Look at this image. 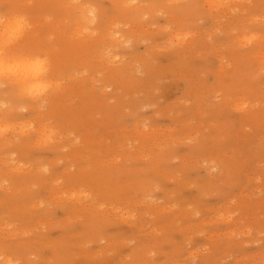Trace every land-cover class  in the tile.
<instances>
[{
	"label": "rangeland",
	"instance_id": "obj_1",
	"mask_svg": "<svg viewBox=\"0 0 264 264\" xmlns=\"http://www.w3.org/2000/svg\"><path fill=\"white\" fill-rule=\"evenodd\" d=\"M0 16V264H264V0Z\"/></svg>",
	"mask_w": 264,
	"mask_h": 264
},
{
	"label": "snow or ice",
	"instance_id": "obj_2",
	"mask_svg": "<svg viewBox=\"0 0 264 264\" xmlns=\"http://www.w3.org/2000/svg\"><path fill=\"white\" fill-rule=\"evenodd\" d=\"M26 22L23 18L17 17L10 20V22L4 26L6 31H8L12 36H20L23 34L26 28ZM3 60H0V69L4 68ZM37 70H42L39 64L36 65ZM6 71L8 73V78L18 76L20 74V65L17 63H9L6 66Z\"/></svg>",
	"mask_w": 264,
	"mask_h": 264
},
{
	"label": "bare ground",
	"instance_id": "obj_3",
	"mask_svg": "<svg viewBox=\"0 0 264 264\" xmlns=\"http://www.w3.org/2000/svg\"><path fill=\"white\" fill-rule=\"evenodd\" d=\"M2 59H3V58H2ZM18 63H21V62H18ZM30 65H31V64H29L27 67H29ZM36 65H37V64H36ZM31 66H33V64H32ZM35 68H36V67H35ZM26 69H27V68H26ZM41 69H42V67H41ZM30 70H31V69H30ZM36 71H38V70L36 69ZM41 71H42V70H41ZM41 71H40V73L38 72V74H37L36 76H35V75L33 76V75L31 74L32 72L30 73V71H29V72L25 71V72L22 74V72H21V70H20L21 75H22V76L24 75V76H23V77L21 76L22 78H21V77H18V78L16 77L15 80H16V81H18L17 79H19V81L22 80V81H20V82H22L21 84H23V81L26 80L27 83H29V87H30L31 84H32L35 80H36V82L38 81V80H37L38 77H39L38 75H41V73L43 72V71H42V72H41ZM33 72H34V70H33ZM19 76H20V75H19ZM41 77H42V76H41ZM23 78H25V79L23 80ZM24 83H25V81H24ZM34 83H35V82H34ZM34 83H33V84H34ZM33 84H32V85H33ZM26 86H27V84H26ZM23 87H24V88H29L28 86L25 87V84H24ZM35 88H37V86H35Z\"/></svg>",
	"mask_w": 264,
	"mask_h": 264
},
{
	"label": "clouds",
	"instance_id": "obj_4",
	"mask_svg": "<svg viewBox=\"0 0 264 264\" xmlns=\"http://www.w3.org/2000/svg\"><path fill=\"white\" fill-rule=\"evenodd\" d=\"M12 19H15V18H7V17L0 16V26H6ZM2 63L4 65V68L0 69V77L7 78L8 77V73L6 71L7 64L4 61Z\"/></svg>",
	"mask_w": 264,
	"mask_h": 264
}]
</instances>
